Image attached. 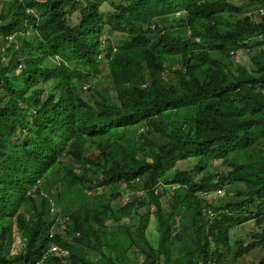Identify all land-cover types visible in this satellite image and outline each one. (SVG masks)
I'll return each instance as SVG.
<instances>
[{"label":"trees","instance_id":"obj_1","mask_svg":"<svg viewBox=\"0 0 264 264\" xmlns=\"http://www.w3.org/2000/svg\"><path fill=\"white\" fill-rule=\"evenodd\" d=\"M262 8L0 0V34L32 32L0 66V264H240L251 244L230 242L225 216L264 226ZM105 68L107 91L86 97Z\"/></svg>","mask_w":264,"mask_h":264},{"label":"rangeland","instance_id":"obj_2","mask_svg":"<svg viewBox=\"0 0 264 264\" xmlns=\"http://www.w3.org/2000/svg\"><path fill=\"white\" fill-rule=\"evenodd\" d=\"M233 2H237V3H241L242 0H231ZM105 6H103L104 8ZM107 32H105L106 34ZM117 35L116 32H112L110 34V36L112 38H115V36ZM26 36L27 40L32 39V32L28 31V33L23 34L21 30H16L13 35H10L8 37H5L4 35L0 34V66H2L3 62H6L8 59V52H7V48L8 46H20L21 42L23 40V37ZM239 58L242 60L241 62H243L246 65H251V61L249 59V57L242 53L240 54ZM47 85L46 83H44L43 86ZM109 85V78H108V69L105 68L104 71L95 78V80L93 79L92 82L88 83L85 82L83 84V87L86 86V92L84 91V94L86 97H89V92L88 89L89 87H96L98 89L101 90H106V88ZM82 87V88H83ZM84 89V88H83ZM107 91V90H106ZM92 95V92L90 94V96ZM171 115V113H169ZM197 162V158H191V159H187L184 161H180L177 163L176 167L180 166V167H187L189 165H193ZM221 160H217L215 162H210L207 164H204V170L203 172H215L216 169L218 168V165H220ZM173 175V169L170 170L167 175H165L164 178H170ZM201 176V173L199 175H196V177ZM91 185V184H90ZM117 187H109V188H105V190L103 191L105 195L110 196L114 202L117 200L116 196L114 194L118 193L117 192ZM125 189H120V192L124 191ZM217 188H216V192H217ZM221 191L222 193H217L213 196V204L215 205H221L222 202L229 200L232 198L233 192L231 190L226 189L225 187H221ZM141 192V191H140ZM138 192V193H140ZM136 193V194H138ZM131 193L127 192V190L124 191V196L127 197L129 196ZM83 197H85L83 195ZM124 197V198H125ZM122 198V197H121ZM119 200L118 203H123L125 202L123 199ZM79 199L76 200V202ZM121 200V201H120ZM166 198L165 196H161V201H165ZM250 213H246L243 212L241 215H233V214H229L228 216H225L226 218V224L229 225V237H230V242L234 243L237 240H240L243 242V245H248L251 244V247L249 248V250L243 251L240 253L239 255V263L240 264H257L258 261L264 257V241L261 239V237H254L255 234H259L262 231V228H264V226L262 225L261 227H257L254 223V218H252V214ZM228 218V220H227ZM58 227V226H57ZM155 227L154 224L151 225L150 228V233L149 235L151 236V238L153 240H155ZM63 230V224L61 226L58 227V231H62ZM14 238L17 237V233H13ZM125 261H121L119 262V264H124Z\"/></svg>","mask_w":264,"mask_h":264},{"label":"built area","instance_id":"obj_3","mask_svg":"<svg viewBox=\"0 0 264 264\" xmlns=\"http://www.w3.org/2000/svg\"><path fill=\"white\" fill-rule=\"evenodd\" d=\"M260 11H261V13H264V8H262V9H260ZM19 67L21 66V64H19L18 65ZM217 193H222V191H221V189H218L217 190V192H216V194ZM50 203H51V212L53 213L54 211V203H53V200H52V198H50ZM54 236V232L53 231H51L50 232V237H53ZM16 243H21V240L19 239V238H16L13 242H12V247L14 248V244H16ZM58 249H59V247L56 245V244H51L50 246H49V248H48V250H47V252L48 253H54V252H57L58 251Z\"/></svg>","mask_w":264,"mask_h":264},{"label":"clouds","instance_id":"obj_4","mask_svg":"<svg viewBox=\"0 0 264 264\" xmlns=\"http://www.w3.org/2000/svg\"><path fill=\"white\" fill-rule=\"evenodd\" d=\"M58 231V230H57ZM55 233V231H53ZM78 235V234H77ZM54 237V236H53ZM58 246V245H57ZM59 247V246H58Z\"/></svg>","mask_w":264,"mask_h":264}]
</instances>
